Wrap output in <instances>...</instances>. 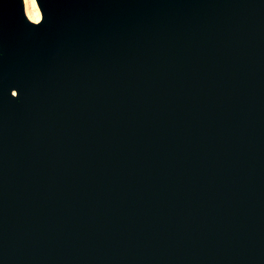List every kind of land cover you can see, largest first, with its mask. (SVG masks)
Here are the masks:
<instances>
[{
  "label": "water",
  "instance_id": "95a60500",
  "mask_svg": "<svg viewBox=\"0 0 264 264\" xmlns=\"http://www.w3.org/2000/svg\"><path fill=\"white\" fill-rule=\"evenodd\" d=\"M0 0V264H264V0Z\"/></svg>",
  "mask_w": 264,
  "mask_h": 264
},
{
  "label": "bare ground",
  "instance_id": "6f19581e",
  "mask_svg": "<svg viewBox=\"0 0 264 264\" xmlns=\"http://www.w3.org/2000/svg\"><path fill=\"white\" fill-rule=\"evenodd\" d=\"M26 16L33 21L40 18V10L35 0H22Z\"/></svg>",
  "mask_w": 264,
  "mask_h": 264
}]
</instances>
